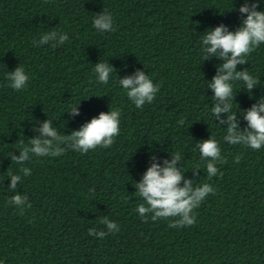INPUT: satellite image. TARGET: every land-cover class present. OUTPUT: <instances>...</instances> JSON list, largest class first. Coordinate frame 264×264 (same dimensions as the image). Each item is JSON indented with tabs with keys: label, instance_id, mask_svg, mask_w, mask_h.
Masks as SVG:
<instances>
[{
	"label": "trees",
	"instance_id": "1",
	"mask_svg": "<svg viewBox=\"0 0 264 264\" xmlns=\"http://www.w3.org/2000/svg\"><path fill=\"white\" fill-rule=\"evenodd\" d=\"M251 3V0H249ZM244 0H0V264H264V147L252 150L223 140L211 109L208 85L221 63L204 61L203 34L224 24L235 31ZM113 17L111 32L93 27L102 11ZM257 10H264L261 0ZM57 31L68 40L33 46ZM238 65L260 81L251 93L234 82L232 112L240 128L243 112L264 96V44ZM114 70L108 84L97 82L94 66ZM17 66L29 76L21 91L9 86ZM137 71L159 85L141 108L127 98L119 79ZM77 105L79 115L67 113ZM120 110V134L110 148L86 154L68 148L61 156L30 154L12 160L20 144L51 120L61 135L79 130L100 112ZM221 118H226L222 113ZM183 119L184 123H178ZM216 139L226 163L209 178L196 144ZM65 147L64 145H61ZM193 187L216 189L194 209L193 226L170 228L173 219L147 223L136 211L145 203L136 183L153 161L162 167L172 153ZM240 156V162L235 157ZM200 166L198 175L192 170ZM22 167L31 169L24 176ZM20 175L16 192L9 174ZM183 186V182H181ZM21 194L31 208L8 203ZM107 216L119 231L108 232ZM104 231L100 239L89 229Z\"/></svg>",
	"mask_w": 264,
	"mask_h": 264
},
{
	"label": "clouds",
	"instance_id": "2",
	"mask_svg": "<svg viewBox=\"0 0 264 264\" xmlns=\"http://www.w3.org/2000/svg\"><path fill=\"white\" fill-rule=\"evenodd\" d=\"M261 0H244L239 8V13L244 17L241 25L230 31L227 26L220 24L214 29L207 30L201 38V51L204 54V61L218 58L221 63L217 66L216 74L212 77L208 88L213 93L214 106L211 109L218 125H226V134L223 140L231 145H244L252 150H260L264 147V96L257 103H254L248 110L243 112V119L247 122L245 129L240 128L237 114L232 112L233 84L243 82L249 93L260 83L257 77L251 75L246 69L238 71V65L248 63L247 57L264 44V10H257ZM93 27L100 32H111L113 28V17L108 11H102L93 19ZM51 31L42 35L39 42H33V46L47 44L54 41L53 47L62 45L68 40L67 33ZM113 68L105 62H99L94 66V73L97 82L108 84ZM9 86L16 91H21L27 85L29 76L25 69L17 66L13 71L7 73ZM120 86L126 90L127 98L141 108L146 103H151L157 92L159 85L154 84L144 71H137L134 76H126L119 79ZM226 114V118H221V114ZM70 116L79 115L77 105L72 107L67 113ZM120 110L111 109L108 112H100L98 117L92 118L79 130L71 132L70 135H61L56 127H53L51 120L42 122L39 128L33 131L39 132V136L29 140L27 145L19 141V155H12V160L23 165L31 155L61 156L68 148L80 152L88 153L96 148H110L115 142V138L120 134ZM179 124H183L181 119ZM64 145L65 147H62ZM199 149L201 159L206 162V171L209 178L216 176L219 169L216 164L226 163L221 155L219 142L211 135L206 140H201L196 144ZM153 161L150 167L143 174L142 180L136 183V192L145 203L139 204L136 211L144 222L147 223V215L152 213L151 219H173L169 224L170 228L193 226L196 222L194 209L198 208L209 194H215L210 184L193 187L192 180H186L184 172L178 167L183 159L180 152L172 153L171 160L165 159L162 167L156 163V157L150 156ZM241 157H235V162L239 163ZM200 166L193 168V172L198 175ZM20 171L24 176L31 175V169L22 167ZM11 181L9 189L16 192L20 175L9 174ZM183 182V186H181ZM26 195L15 194L8 203L21 209V214L25 206L31 208L27 203ZM106 225L108 232L119 231L115 222L107 216L100 220ZM88 235L103 239L107 233L97 232L95 228L89 229Z\"/></svg>",
	"mask_w": 264,
	"mask_h": 264
}]
</instances>
